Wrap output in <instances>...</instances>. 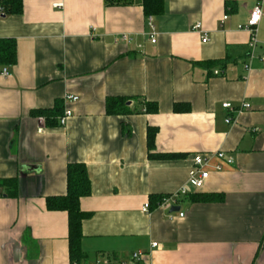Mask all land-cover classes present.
<instances>
[{
  "label": "crops",
  "instance_id": "obj_1",
  "mask_svg": "<svg viewBox=\"0 0 264 264\" xmlns=\"http://www.w3.org/2000/svg\"><path fill=\"white\" fill-rule=\"evenodd\" d=\"M257 3L260 45L251 56L239 27ZM23 5L22 15L0 16V40L17 47L10 76L0 65V264H71L68 214L47 208L67 195L71 165L85 166L91 183L80 202L90 215L81 264H264V0H166L164 14L150 17L155 44L142 0ZM66 95L80 100L67 104ZM120 99L128 112L109 115L108 100ZM244 104L250 110L239 113ZM67 108L65 127L60 114L35 115ZM220 152L233 164L213 159L203 189L181 197L179 212L151 203L187 187L197 156ZM202 195L223 199L197 202Z\"/></svg>",
  "mask_w": 264,
  "mask_h": 264
},
{
  "label": "trees",
  "instance_id": "obj_2",
  "mask_svg": "<svg viewBox=\"0 0 264 264\" xmlns=\"http://www.w3.org/2000/svg\"><path fill=\"white\" fill-rule=\"evenodd\" d=\"M133 0H105L107 6H127ZM166 0H142L144 14L147 18L158 17L165 12ZM23 0H0V10L3 9L1 17L19 16L23 14ZM17 63V47L14 40H0V65L3 67H13ZM128 100H108L107 113L109 115H122L127 113ZM119 105V106H118ZM175 112H180L179 106H175ZM62 110L44 111L35 113L36 116H45L46 120L52 117L62 116ZM146 112L156 114L158 107L155 104H147ZM157 131L149 129V149L155 146ZM171 158L177 156H170ZM166 158V156L158 157ZM68 192L65 197L48 199L47 208L49 211L66 212L69 217V251L71 264H81L86 259L81 250L82 224L90 218V215L81 211V199L89 197L91 194V183L88 172L83 165H71L68 167ZM222 195H202L197 198V202L212 203L222 201ZM163 198H151V203L160 204Z\"/></svg>",
  "mask_w": 264,
  "mask_h": 264
},
{
  "label": "built area",
  "instance_id": "obj_3",
  "mask_svg": "<svg viewBox=\"0 0 264 264\" xmlns=\"http://www.w3.org/2000/svg\"><path fill=\"white\" fill-rule=\"evenodd\" d=\"M57 8H61L62 5H57ZM3 13V9L0 10V14ZM263 17V9L262 5L260 3H257L254 9L252 10L250 14V18L248 20V23L244 26L239 27L240 30L246 31L250 34V41H249V49L251 51V56L254 55L253 53L259 48L260 41L258 39V29L261 23ZM228 17L223 18V22L226 21ZM153 20L152 18H149V28L151 30L150 34V40L152 44L156 43V34L155 29L152 24ZM195 31L203 32L202 25L198 24L194 27ZM123 42H129L130 39L128 37L124 36L122 37ZM209 42L208 36L206 33L203 34L202 37V43L207 44ZM261 61L264 66V55L261 56ZM247 70L249 69L248 66L245 67ZM217 75L219 73H216ZM1 75L4 77H8L11 75V67H3L1 71ZM79 97L74 95H66L64 97V101L67 104H76L79 102ZM223 109L234 111L232 108V105L230 103H224L222 105ZM250 106L247 104L242 105V109L239 111V113H243L244 111L250 110ZM73 117V112L69 108L65 109L62 116L59 118V125L61 127H65L69 121L70 118ZM43 119H40V122H43ZM227 124H231L232 120L230 118H227L225 121ZM213 159H218L221 162H225L228 165L233 164V160L231 158H228L224 153L220 152L215 155L211 156H197L194 161V167L190 170L188 175V181H187V187L182 188L179 192L172 194L162 200L160 203V207L171 210L172 208L177 206V203L179 199L183 196H187L192 191H200L203 189L206 181L209 179L211 171V162ZM214 170L216 172L222 171V166L218 165L214 167ZM150 210V204H147L143 208V212L148 214ZM180 217H184L183 214L180 215ZM152 248H158V244L154 243L152 245ZM144 254L142 253H135L132 255V260L134 262H140L143 258ZM88 264H125L123 261L116 259V258H101L97 259L93 262H90Z\"/></svg>",
  "mask_w": 264,
  "mask_h": 264
},
{
  "label": "water",
  "instance_id": "obj_4",
  "mask_svg": "<svg viewBox=\"0 0 264 264\" xmlns=\"http://www.w3.org/2000/svg\"><path fill=\"white\" fill-rule=\"evenodd\" d=\"M180 211V208L178 207H174L170 210V213H175V212H179Z\"/></svg>",
  "mask_w": 264,
  "mask_h": 264
}]
</instances>
